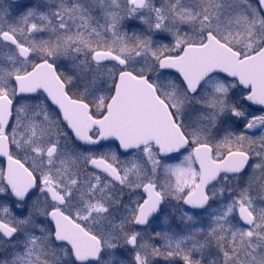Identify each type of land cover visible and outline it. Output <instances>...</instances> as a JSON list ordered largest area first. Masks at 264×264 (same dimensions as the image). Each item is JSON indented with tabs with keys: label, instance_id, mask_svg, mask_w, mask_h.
Masks as SVG:
<instances>
[{
	"label": "snow or ice",
	"instance_id": "1",
	"mask_svg": "<svg viewBox=\"0 0 264 264\" xmlns=\"http://www.w3.org/2000/svg\"><path fill=\"white\" fill-rule=\"evenodd\" d=\"M0 264H264V0H0Z\"/></svg>",
	"mask_w": 264,
	"mask_h": 264
}]
</instances>
